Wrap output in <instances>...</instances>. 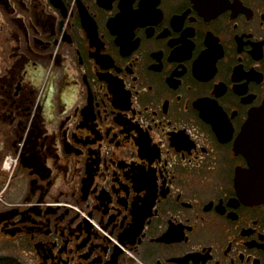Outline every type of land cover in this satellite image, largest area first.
Segmentation results:
<instances>
[{"label":"flooded vegetation","instance_id":"1","mask_svg":"<svg viewBox=\"0 0 264 264\" xmlns=\"http://www.w3.org/2000/svg\"><path fill=\"white\" fill-rule=\"evenodd\" d=\"M0 264H264V0H0Z\"/></svg>","mask_w":264,"mask_h":264}]
</instances>
